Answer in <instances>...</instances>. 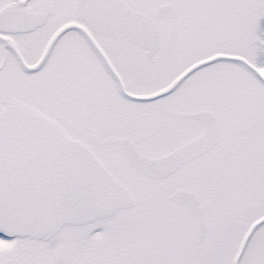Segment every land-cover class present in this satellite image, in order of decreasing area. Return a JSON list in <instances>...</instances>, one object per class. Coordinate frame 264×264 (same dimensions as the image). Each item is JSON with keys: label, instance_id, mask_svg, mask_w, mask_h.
<instances>
[{"label": "snow or ice", "instance_id": "1", "mask_svg": "<svg viewBox=\"0 0 264 264\" xmlns=\"http://www.w3.org/2000/svg\"><path fill=\"white\" fill-rule=\"evenodd\" d=\"M0 264H264V0H0Z\"/></svg>", "mask_w": 264, "mask_h": 264}]
</instances>
